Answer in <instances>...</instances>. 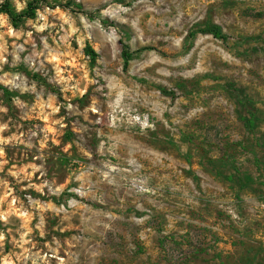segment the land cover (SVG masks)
<instances>
[{"label": "rangeland", "instance_id": "obj_1", "mask_svg": "<svg viewBox=\"0 0 264 264\" xmlns=\"http://www.w3.org/2000/svg\"><path fill=\"white\" fill-rule=\"evenodd\" d=\"M8 1L0 264H264V0Z\"/></svg>", "mask_w": 264, "mask_h": 264}, {"label": "trees", "instance_id": "obj_2", "mask_svg": "<svg viewBox=\"0 0 264 264\" xmlns=\"http://www.w3.org/2000/svg\"><path fill=\"white\" fill-rule=\"evenodd\" d=\"M34 9L35 7L31 3H28L25 9H23L21 12H16L8 0H5L3 3L0 4V12L5 13L12 21L21 20L26 17L32 18L34 15ZM210 31L215 37H223L215 28L211 29ZM122 55L124 59V64H126L131 54L128 50H123ZM94 57L95 53L91 52V58L94 59Z\"/></svg>", "mask_w": 264, "mask_h": 264}]
</instances>
